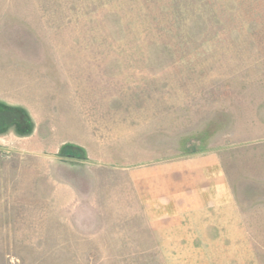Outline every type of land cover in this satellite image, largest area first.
<instances>
[{
  "label": "rangeland",
  "instance_id": "1",
  "mask_svg": "<svg viewBox=\"0 0 264 264\" xmlns=\"http://www.w3.org/2000/svg\"><path fill=\"white\" fill-rule=\"evenodd\" d=\"M209 152L247 248L101 247L82 201ZM146 262L264 264V0H0V264Z\"/></svg>",
  "mask_w": 264,
  "mask_h": 264
},
{
  "label": "crops",
  "instance_id": "2",
  "mask_svg": "<svg viewBox=\"0 0 264 264\" xmlns=\"http://www.w3.org/2000/svg\"><path fill=\"white\" fill-rule=\"evenodd\" d=\"M167 166L168 171L160 177L144 179L139 185L135 182V189L107 203H80L88 218L102 219L98 224L114 227L110 234L102 233L101 247L129 250L135 258L145 260L152 259L154 250L160 258H168L169 250L247 248L250 231L243 222L232 179L217 153L178 158ZM47 191V196L69 192L56 188ZM47 205L48 210H55L57 204L49 200Z\"/></svg>",
  "mask_w": 264,
  "mask_h": 264
}]
</instances>
